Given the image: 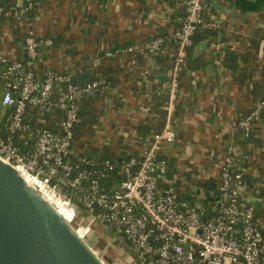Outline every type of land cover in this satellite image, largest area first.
Segmentation results:
<instances>
[{"label":"crops","instance_id":"crops-1","mask_svg":"<svg viewBox=\"0 0 264 264\" xmlns=\"http://www.w3.org/2000/svg\"><path fill=\"white\" fill-rule=\"evenodd\" d=\"M184 3L39 0L33 24L42 36L53 38L54 45L40 53L37 70L40 75L48 69L77 76L89 73L88 79L107 82L106 88L89 92L82 100V110L94 123L82 125L78 139L89 141L84 151L97 161L110 154L118 161L139 154L152 134L165 126L172 101L170 121L177 137L164 152L169 160L165 179L191 202L209 204L218 195L221 163L227 146L233 144L237 156H249L243 198L255 208L264 232V112L253 123L251 138L233 127L234 120L264 97V0H211V6L222 8L215 7L217 12L210 11L209 17L221 21L222 27L215 39L188 50L172 99L173 63H162L150 53L134 56L128 48L176 30ZM18 39L17 33L1 31L0 51L25 59ZM230 54L236 61L229 60ZM99 231L94 232L97 248L122 257L120 264H139L125 240L103 225ZM111 242L119 243L121 254L114 252Z\"/></svg>","mask_w":264,"mask_h":264},{"label":"built area","instance_id":"built-area-1","mask_svg":"<svg viewBox=\"0 0 264 264\" xmlns=\"http://www.w3.org/2000/svg\"><path fill=\"white\" fill-rule=\"evenodd\" d=\"M184 5L179 28L153 35L139 48H128L138 56L163 54L170 45L176 47L172 99L197 29L222 27L221 21L206 19L211 16V0H185ZM35 6L36 0L0 6V32L18 30L26 53L19 60L0 51V92L6 107L0 156L44 196L48 198L45 187L70 205L74 214L69 222L84 238L103 225L128 243L139 264H264V233L256 222L255 208L243 198L248 155L237 156L234 145L227 146L218 174L221 193L209 204L189 201L165 179L169 160L164 152L177 137L170 121L172 101L165 126L152 134L137 155L97 161L84 151L89 141L75 149L83 125L82 100L87 93L106 88L107 82L93 78L78 86L71 81L72 73L48 69L39 74L38 57L54 40L36 30ZM263 110L264 97L248 114L234 120L233 127L251 137L253 123ZM44 117L53 129L33 124Z\"/></svg>","mask_w":264,"mask_h":264},{"label":"water","instance_id":"water-1","mask_svg":"<svg viewBox=\"0 0 264 264\" xmlns=\"http://www.w3.org/2000/svg\"><path fill=\"white\" fill-rule=\"evenodd\" d=\"M89 75H73L71 81L82 86ZM0 264H106L55 205L1 156Z\"/></svg>","mask_w":264,"mask_h":264},{"label":"trees","instance_id":"trees-1","mask_svg":"<svg viewBox=\"0 0 264 264\" xmlns=\"http://www.w3.org/2000/svg\"><path fill=\"white\" fill-rule=\"evenodd\" d=\"M39 1V0H36V2ZM0 6H4V7H12L14 6V3H11L10 1H7V0H0ZM211 11L212 12H217L216 8L211 6ZM184 12V13H183ZM180 13H181V16H184L185 15V5H182L181 6V10H180ZM206 19H210L209 16L206 15ZM180 27V25L178 26ZM177 27V28H178ZM220 29H209V28H201L199 27L197 29V31L195 32L194 36H193V44L188 47L186 49V57H187V54H188V50L195 44L197 43H200L202 41H205V40H208L210 38H213L215 39L217 37V34H218V31ZM14 31V33H17L18 37L20 38L21 37V34L19 33L18 30H12ZM163 35V34H162ZM19 40V39H18ZM174 49H176V47H174L173 45H170L168 47V52L167 53H160V54H156V56H154L155 58L158 59V61L162 62V63H167V64H171L174 62V57H173V53H174ZM231 55V54H230ZM229 60L232 61V60H235L236 61V57L233 56V54L231 55V57H229ZM107 81H110L111 82V85L114 84V81L111 79V78H107ZM110 85V83H109ZM264 112V110H263ZM262 112V114H263ZM262 114L260 116V118L262 117ZM34 115H37V110H34ZM82 115L84 116L85 120H84V123L83 125L87 124V123H91L90 125L92 126L93 125V120L91 121V116H89V112L82 110ZM33 124L35 126H39V125H43V126H47V127H50L51 129H53V123L50 121V119L48 117H44L42 118L41 120L37 121V120H33ZM6 122L5 120H3V122L1 123V126H0V135H4L6 133ZM161 130V129H160ZM252 137V136H251ZM249 137V138H251ZM82 144H83V141L80 143L79 142V145H76L75 149H81L82 148ZM90 155V154H89ZM112 156H114L113 154L111 155H107V157H111L113 158ZM247 164V163H246ZM246 164H245V167H246ZM169 174V173H168ZM245 181H246V178H245ZM262 230V229H261ZM263 231V230H262ZM264 233V232H263ZM93 238L94 241H95V235H89L87 238Z\"/></svg>","mask_w":264,"mask_h":264},{"label":"rangeland","instance_id":"rangeland-1","mask_svg":"<svg viewBox=\"0 0 264 264\" xmlns=\"http://www.w3.org/2000/svg\"><path fill=\"white\" fill-rule=\"evenodd\" d=\"M2 95H3V93L0 92V126L4 120V117H5L4 115H5V111H6V107L2 105ZM99 227H100L99 225L96 226V228L94 229V232H96V233L100 232ZM93 234L94 233H92L91 235H93ZM87 241L93 246V248L97 251L99 256L105 261L106 264H120L123 261V260H121L122 257L117 258L116 254L114 255L113 253L108 252L105 249L103 250V249L97 248V246H95V241L93 238H91V237L89 239L87 238ZM110 246L113 247V250H115L114 252H117L118 255L121 254V252L118 250V248L120 247L118 242H111ZM124 259H126V256L124 257Z\"/></svg>","mask_w":264,"mask_h":264},{"label":"bare ground","instance_id":"bare-ground-1","mask_svg":"<svg viewBox=\"0 0 264 264\" xmlns=\"http://www.w3.org/2000/svg\"><path fill=\"white\" fill-rule=\"evenodd\" d=\"M44 190L48 194V200L55 205L59 213L68 221H71L72 216L74 214L73 208L65 203L64 201L60 200L53 191L47 190L44 187Z\"/></svg>","mask_w":264,"mask_h":264}]
</instances>
